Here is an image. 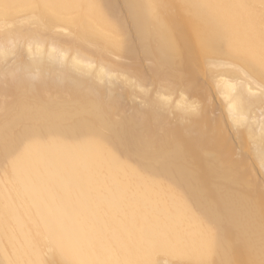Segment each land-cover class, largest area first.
Returning a JSON list of instances; mask_svg holds the SVG:
<instances>
[{
	"label": "bare ground",
	"instance_id": "obj_1",
	"mask_svg": "<svg viewBox=\"0 0 264 264\" xmlns=\"http://www.w3.org/2000/svg\"><path fill=\"white\" fill-rule=\"evenodd\" d=\"M1 25L0 264H264V0H0Z\"/></svg>",
	"mask_w": 264,
	"mask_h": 264
},
{
	"label": "rangeland",
	"instance_id": "obj_2",
	"mask_svg": "<svg viewBox=\"0 0 264 264\" xmlns=\"http://www.w3.org/2000/svg\"><path fill=\"white\" fill-rule=\"evenodd\" d=\"M23 18H20L18 20H16L14 22V24L11 26V28H16L17 25H20L22 22H23ZM4 25H1L0 26V29H3ZM23 30H26V29H33V28H38V25L36 23H27L25 24L24 26L22 25L21 26ZM41 36L44 37V39H47V38H54V39H58L59 41L61 42H70V43H73V40L71 39L70 36H68L67 34H63L59 29H57L56 31L54 32H51L49 34L45 33V32H41ZM57 36V38H56ZM22 52L18 50L17 53H13L11 54L8 58H7V62L5 61V64L3 65L4 68H7L11 65H13L20 56H22ZM135 100V103L138 104L139 106L142 104L141 100L137 97L134 99Z\"/></svg>",
	"mask_w": 264,
	"mask_h": 264
}]
</instances>
